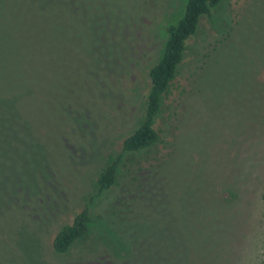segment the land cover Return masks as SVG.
<instances>
[{"label": "rangeland", "instance_id": "374dc122", "mask_svg": "<svg viewBox=\"0 0 264 264\" xmlns=\"http://www.w3.org/2000/svg\"><path fill=\"white\" fill-rule=\"evenodd\" d=\"M81 1H69L74 8L64 14L62 37L68 44L64 77L87 85L86 94H78L85 102L72 108V129L51 125L54 136L67 134L60 162L40 139L32 150L34 172L22 188L27 215L16 232L24 264H128V252L144 238L149 264H177L179 258L182 264H264V0H221L202 17L164 98L157 120L161 143L134 157L135 166L127 156L117 182L101 195L97 175L140 125L148 70L161 56L166 26L181 15L186 0H108L113 12L105 13L92 48L84 47L82 23L93 15L82 11ZM81 51L95 63L86 75L74 63ZM176 142L190 155L191 170L177 172L185 177L183 195L176 191L165 214L139 223L130 217L127 200H145L151 191L150 198H167L148 185V174L157 163L153 157L167 159ZM89 204V231L67 254L54 252L57 230ZM183 240L189 246L180 248ZM171 245L181 250L173 258Z\"/></svg>", "mask_w": 264, "mask_h": 264}, {"label": "trees", "instance_id": "16d2710c", "mask_svg": "<svg viewBox=\"0 0 264 264\" xmlns=\"http://www.w3.org/2000/svg\"><path fill=\"white\" fill-rule=\"evenodd\" d=\"M69 1L0 0V264H24L17 246L16 232L27 215L22 188L29 173L34 172L32 150L40 139L41 144L60 162L58 154H64L62 148H65L67 134L64 132L54 136L50 132L51 125L62 122L72 129V108L80 107L85 102L78 94L85 95L87 85L84 83V87L80 88L78 84H73L64 77L68 63L64 53L68 44L63 42L62 37V30L66 29L64 14L70 13L74 8ZM220 1L186 0L181 15L166 26V39L161 56L148 70L144 117L140 125L122 140L118 157L105 165L97 175V195L115 185L120 164L124 163L127 156L132 157L128 161L135 166L139 162L134 157L141 158L161 143L162 129L157 126V120L162 113L164 98L184 57L187 42L196 34L202 17L209 16L212 8ZM79 4L84 13L93 15L92 18L88 17V22H81L88 37L84 47L92 48L99 39L96 33L100 35L102 32L99 27L105 20V13L113 11L110 10L108 0H82ZM76 12L78 14V10ZM236 30L235 27L234 34ZM74 63L85 75L96 70L95 63L92 64L85 52ZM58 79H62L67 87L58 83ZM13 98L18 100L10 104L9 100ZM198 148L201 152L202 147ZM188 153V150L176 142L167 159L153 157L157 163L153 167L150 164L152 170L148 174V185L154 183L155 189L165 191L167 198H150L151 191L145 196L147 203L144 205L143 197L128 199L131 218L139 223H142L143 218H158L160 214L168 211L170 200L177 199V193L174 197L176 191L180 192V196L183 195L181 189L185 177H181L180 173L177 175V172L189 169L191 163ZM197 157L194 171L200 168L203 154ZM145 158L146 156L142 159ZM37 180L42 187L43 179L38 176ZM179 199L180 197L178 206L183 207L184 202L181 203ZM261 200L264 216V187ZM174 206L177 208L176 203ZM92 216L89 204L76 213L70 223L63 224L51 242L54 252L67 254L89 231ZM163 228L168 231L171 226ZM144 239L134 250L128 252V264H149L143 252ZM179 246L181 248L189 245L183 240L179 242ZM191 250L194 249L191 247ZM180 252L178 248L174 250L172 245L168 247L171 258ZM182 263L179 258L177 264Z\"/></svg>", "mask_w": 264, "mask_h": 264}]
</instances>
